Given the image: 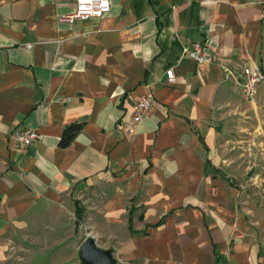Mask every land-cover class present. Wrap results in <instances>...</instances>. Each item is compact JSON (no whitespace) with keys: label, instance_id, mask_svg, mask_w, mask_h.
Returning a JSON list of instances; mask_svg holds the SVG:
<instances>
[{"label":"crops","instance_id":"0c3cea01","mask_svg":"<svg viewBox=\"0 0 264 264\" xmlns=\"http://www.w3.org/2000/svg\"><path fill=\"white\" fill-rule=\"evenodd\" d=\"M74 7L0 0V264L29 223L103 179L113 227L127 228L121 264H264V205L236 183L263 166V143L243 138L262 129L264 83L251 104L235 80L243 66L264 71V0H111L105 16L68 20ZM193 43L213 61L184 57ZM23 129L39 138L17 151Z\"/></svg>","mask_w":264,"mask_h":264},{"label":"rangeland","instance_id":"374dc122","mask_svg":"<svg viewBox=\"0 0 264 264\" xmlns=\"http://www.w3.org/2000/svg\"><path fill=\"white\" fill-rule=\"evenodd\" d=\"M261 122L260 130L254 132L247 128L243 138L246 143L261 141L260 146L264 147V112ZM249 123L252 122L249 120L248 126ZM247 147L244 150L246 165L253 160V150ZM261 151L264 153V149ZM262 157L261 172L253 175L252 171H247L245 180L236 183L243 186L252 203L264 205V154ZM82 190L71 193L53 210L41 214L21 230L14 239L15 245L10 246L4 264H83L79 248L88 237L93 238L100 248L113 250L115 235L124 237L127 228L113 227V217L110 219L107 204L112 197V185L108 179H103ZM74 202H78L83 213L80 221L76 217ZM117 264L121 261L117 260Z\"/></svg>","mask_w":264,"mask_h":264},{"label":"built area","instance_id":"2783aa9c","mask_svg":"<svg viewBox=\"0 0 264 264\" xmlns=\"http://www.w3.org/2000/svg\"><path fill=\"white\" fill-rule=\"evenodd\" d=\"M74 2V12L68 16V20L100 18L109 12L111 6V0H74ZM25 48H30V45H25ZM182 55L198 64L213 61V58L205 52V47L201 43H193L190 46L183 47ZM165 74L166 81L172 83L174 80L172 68H168ZM235 80L245 100L251 104H256L259 86L264 83V71L253 65L243 66L239 72L235 73ZM57 101L68 102L69 99H57ZM152 105L153 96L151 93L139 97L133 108L130 121L127 123L129 133L133 131V126L145 117ZM11 138L14 149L20 151L34 143L39 138V134L33 129L15 130L11 133ZM221 255L227 259L230 255V247L224 250Z\"/></svg>","mask_w":264,"mask_h":264},{"label":"water","instance_id":"95a60500","mask_svg":"<svg viewBox=\"0 0 264 264\" xmlns=\"http://www.w3.org/2000/svg\"><path fill=\"white\" fill-rule=\"evenodd\" d=\"M79 256L83 264H117L114 251L100 248L91 237L82 242Z\"/></svg>","mask_w":264,"mask_h":264},{"label":"trees","instance_id":"16d2710c","mask_svg":"<svg viewBox=\"0 0 264 264\" xmlns=\"http://www.w3.org/2000/svg\"><path fill=\"white\" fill-rule=\"evenodd\" d=\"M81 129L82 124L78 123L66 126L60 137L59 146L61 148H66Z\"/></svg>","mask_w":264,"mask_h":264}]
</instances>
